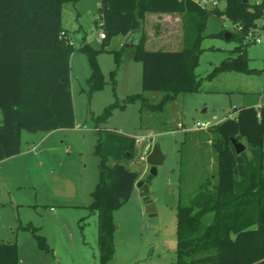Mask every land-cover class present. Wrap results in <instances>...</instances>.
I'll use <instances>...</instances> for the list:
<instances>
[{
	"label": "rangeland",
	"instance_id": "1",
	"mask_svg": "<svg viewBox=\"0 0 264 264\" xmlns=\"http://www.w3.org/2000/svg\"><path fill=\"white\" fill-rule=\"evenodd\" d=\"M100 4V0H81L64 6L62 25L76 48L84 42L102 48V30L96 25ZM225 8L226 3L219 2L207 10ZM223 30L236 33L228 20L210 16L195 70L201 80L200 91L180 96L163 110L146 108L141 112L140 101L125 103L129 96L143 92L141 62H127L125 54V63L116 71L114 89L111 72L116 69L115 57L101 53L98 62L106 85L90 94L88 57L74 53L71 84L76 129L54 134L44 142L46 132L23 131L22 154L13 159L6 172L0 171V243H17L19 264H101L98 214L88 209L99 183L97 129L137 137L135 156L127 162L139 173V179L131 198L113 212L115 254L109 264H174L179 204L189 203L205 180L218 171L213 134L195 125L214 116L220 124L234 118L239 108L264 102V43L247 47L248 64L254 72L213 74L223 61L236 56L233 51L239 45L236 38L215 36ZM145 32L152 39L168 34L165 44L147 43L149 51L183 48L184 21L180 14L149 15ZM123 40L122 36L112 39L107 49L119 50ZM164 95L146 93L153 104ZM116 99L125 108L115 109L108 121L97 127L94 118ZM148 144L152 149L159 146L165 156L156 175L147 161L140 159ZM149 209H153V216ZM37 234L46 238L49 249L40 245Z\"/></svg>",
	"mask_w": 264,
	"mask_h": 264
},
{
	"label": "trees",
	"instance_id": "2",
	"mask_svg": "<svg viewBox=\"0 0 264 264\" xmlns=\"http://www.w3.org/2000/svg\"><path fill=\"white\" fill-rule=\"evenodd\" d=\"M79 1L0 0V162L20 154L23 131L50 133L76 127L71 84L75 52L88 57L90 94L106 85L99 55L113 54L116 69L111 78L116 88V71L127 52L126 47L107 49L116 37L140 33L132 51L133 59L142 63L143 92L129 96L125 103L140 101L141 112L163 110L180 96L200 91L195 70L210 16L228 20L236 29L230 40L239 42L233 51L236 56L223 61L213 74L255 71L248 64L247 47L252 44L248 37L264 28V0H219L226 3L225 10L212 12L194 0H100L96 25L104 35L102 48L86 42L76 48L62 25L64 6ZM154 13L181 15V50L146 49L145 22ZM225 34L223 30L215 36L225 38ZM148 92L165 95L153 104ZM117 108H125L118 99L94 118L97 127ZM209 131L217 152V175L207 178L189 203L179 204L174 264H264V102L239 108L234 118L212 125ZM96 133L99 183L89 209L98 214L101 264H109L115 254L113 212L131 198L139 179L127 162L135 156L137 138L102 129ZM233 139L245 143L242 154L236 153ZM36 237L49 249L44 236ZM0 264H19L16 242L0 243Z\"/></svg>",
	"mask_w": 264,
	"mask_h": 264
},
{
	"label": "crops",
	"instance_id": "3",
	"mask_svg": "<svg viewBox=\"0 0 264 264\" xmlns=\"http://www.w3.org/2000/svg\"><path fill=\"white\" fill-rule=\"evenodd\" d=\"M149 15H152V14H149ZM149 15L147 16V19H146V22H145V28H146V25H147V21H148V17H149ZM161 20L162 21H164L165 19H163L165 16L162 14L161 15ZM167 18V17H166ZM168 18H170V16L168 17ZM94 32L93 31H91V34H93ZM168 35V34H167ZM167 35H163V36H159V37H155V38H151L150 37V35H148V37H146V44L147 43H149L150 41H154V42H156V43H162V44H165V43H167V41L165 40V39H167L168 38V36ZM124 38V40H123V42L121 43V45H120V49L122 48V47H130L131 49L129 50V49H127V52L125 53L126 54V57H127V62H129V61H135L134 59H133V51H132V49L133 48H135V46L139 43V40H140V33H135V34H133V35H131V36H127V37H123ZM148 38V39H147ZM146 46V45H145ZM125 54H124V56H125ZM73 56H74V54L72 55V58H73ZM72 58H71V68H72ZM123 63H125V61H123ZM122 63V64H123ZM72 72V71H71ZM142 77H143V70H142ZM142 90H143V85H142ZM261 103H259L258 105L257 104H251V105H254V106H259ZM250 106V105H249ZM76 127H77V124H76ZM76 127L75 128H73V129H76ZM69 129H60V130H56V131H53V132H50V133H46V135L43 137V139H42V142H44L46 139H49L52 135H54V134H57V133H60V132H62V131H68ZM70 130H72V129H70ZM137 138V137H136ZM20 154H22V153H20ZM19 154V155H20ZM19 155H17V156H19ZM17 156H14V157H11V158H9V159H6V160H4V161H2V162H0V171H4V172H6L7 170V168H10L11 166H8V165H12V164H10V163H12V161H13V159H15ZM6 174V173H5ZM4 174V175H5ZM1 176V175H0ZM90 206V205H89ZM89 206H88V209H89ZM41 235V234H40ZM43 236V235H42ZM2 242H9V241H2ZM1 242V243H2ZM12 242V241H11ZM98 243H99V235H98Z\"/></svg>",
	"mask_w": 264,
	"mask_h": 264
},
{
	"label": "built area",
	"instance_id": "4",
	"mask_svg": "<svg viewBox=\"0 0 264 264\" xmlns=\"http://www.w3.org/2000/svg\"><path fill=\"white\" fill-rule=\"evenodd\" d=\"M203 9H209L219 4V0H194ZM100 38L103 39L104 35L101 33ZM248 41L251 43L262 44L264 43V28H260L255 35L251 34L248 37ZM218 117L214 116L213 120L197 123L195 128L198 130H208L212 125L218 124ZM152 146L149 144L145 146L144 154L140 157L142 161H147L148 156L152 152Z\"/></svg>",
	"mask_w": 264,
	"mask_h": 264
},
{
	"label": "water",
	"instance_id": "5",
	"mask_svg": "<svg viewBox=\"0 0 264 264\" xmlns=\"http://www.w3.org/2000/svg\"><path fill=\"white\" fill-rule=\"evenodd\" d=\"M231 37H232L231 33L225 34L226 39L230 40ZM232 144H233V146L236 150V153L238 155L242 154L246 150V146L243 143L238 142L236 139L232 140ZM164 162H165V156L162 153L161 148L159 146H156L147 158V164L152 167L151 172L153 175H156L157 168L159 166H162L164 164ZM148 212L151 214V216H153V213H154L153 209H149Z\"/></svg>",
	"mask_w": 264,
	"mask_h": 264
}]
</instances>
